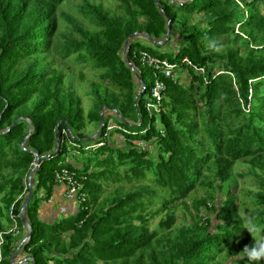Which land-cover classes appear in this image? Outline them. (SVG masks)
<instances>
[{
  "label": "trees",
  "instance_id": "trees-1",
  "mask_svg": "<svg viewBox=\"0 0 264 264\" xmlns=\"http://www.w3.org/2000/svg\"><path fill=\"white\" fill-rule=\"evenodd\" d=\"M63 1L0 0V231L12 224L10 208L24 230L18 212L38 156L24 211L32 234L22 246L33 264H264L244 255L256 236L243 227L239 198L230 190L235 174L251 176L250 221L264 224V0H120L118 12L85 0L80 17L62 11ZM166 16L170 34L159 45L148 37L164 38ZM135 31L148 36L130 38L123 55ZM164 45L170 55L154 47ZM141 51L178 64L175 80L157 72L165 89L152 116L145 105L154 71L140 61ZM185 57L203 71L182 63ZM63 61L80 67L79 78L84 68L97 73L80 89L92 99L87 113L78 78L63 71ZM136 74L145 89L135 99L142 89ZM103 105L102 132L87 140L86 123L97 132ZM18 117L28 120L12 124ZM109 123L114 127L106 133ZM74 150L79 165L65 158L76 156ZM240 162L248 170L235 173ZM61 167L86 177L87 198L75 215L43 224L39 202L49 198ZM109 181L118 185L103 195ZM123 181L135 182L124 189ZM197 187L206 195L193 199L190 222L175 226L176 205L188 209L185 199ZM214 193L225 197L216 202ZM203 207L213 217L201 214ZM157 212L165 215L150 227ZM12 243L5 234L1 252Z\"/></svg>",
  "mask_w": 264,
  "mask_h": 264
},
{
  "label": "rangeland",
  "instance_id": "rangeland-1",
  "mask_svg": "<svg viewBox=\"0 0 264 264\" xmlns=\"http://www.w3.org/2000/svg\"><path fill=\"white\" fill-rule=\"evenodd\" d=\"M91 2L94 3H101L105 8L109 9L110 11L114 12H118L120 8V0H90ZM85 2V0H64L63 3L61 4L60 8L62 9V11H64L65 13H68L70 15L76 16V17H80L81 14L79 13L80 7L81 5ZM246 2V1H245ZM241 4H244V0H240ZM259 7L261 8L262 3L259 2L258 3ZM179 9V8H178ZM158 51L160 52H165L167 55H170L172 53V49L168 46H154ZM125 54V52L123 51V55ZM65 63V61H63ZM65 69H63V71L65 73H73L76 78H78L75 81V84L77 86H79V93L82 95V105L84 108V113H87V110L90 108L91 103H92V99L90 94H82V92L80 91L87 88L89 86V82L92 80H97V73L94 72L91 69L88 68H84L81 71V74L83 75L82 78H79L78 73L80 71V67H78L75 64H72L68 61H66L65 64H63ZM143 72H144V80L146 82L147 85H150V82L152 81V75H151V71L149 68L144 67L143 68ZM177 74L179 75L178 71ZM104 106V105H103ZM106 110V109H104ZM109 112H105V117L109 118L112 117V115H108ZM109 121L112 122H116L117 118L115 116H113L112 118H109ZM85 130L86 132L90 133L91 135L95 134V127L93 126V124H89L86 123L85 126ZM117 135V133H115V131H113L111 133V138H114ZM94 141V140H93ZM69 152H71V150H69ZM75 150L73 152L74 155L76 156H66V160H70L72 157L75 159H78L77 161L81 162V157L80 154H75ZM72 154V153H71ZM248 170V166L245 163H237L234 167V171L235 173H244ZM234 179L235 181L232 182V185L230 186V190L234 193H236V195L238 196V204L241 205L240 208V215L243 221V224L247 223L250 221L251 217H252V213L249 212V210L252 208V203L250 202L249 198V194L247 193L248 190H253L255 188V183L253 182V179L251 176L245 175V176H238V175H234ZM133 182H126L123 181L121 182V184L124 186V189H127L129 187V184L134 183ZM146 183H149L148 181H145ZM143 183V182H141ZM118 185L117 182L115 181H109L108 183H104L103 184V188H104V193L103 195L107 194L108 192H112L114 191L115 187ZM212 191V190H211ZM215 192V191H214ZM3 194V191L0 192V196ZM38 195H40V192L37 193ZM215 194V200L216 202L221 198L223 199L225 197L224 193H214ZM206 195V192L204 190V188L202 187H197L196 190L190 192L189 196L186 197V203L189 205L188 209H184L183 205H176L175 208V226L184 224L185 221H189L190 222V214L189 211L194 214V210L192 209L191 203L193 201L194 198H199V197H203ZM159 203H156L155 205H153L151 207L152 210H155L156 207H158ZM209 205V204H208ZM207 215L213 217V213L211 211H208L207 209L205 210ZM204 207L201 209L200 213L203 214L204 212ZM165 215V212H157L155 215H153V217L150 220L149 226L153 227L159 220L161 217H163ZM245 230L247 231V229L245 228ZM256 236V239L259 237L264 236L263 231L260 233H252V236ZM228 264L231 263V261L227 262ZM99 264H104L103 262H99Z\"/></svg>",
  "mask_w": 264,
  "mask_h": 264
},
{
  "label": "built area",
  "instance_id": "built-area-1",
  "mask_svg": "<svg viewBox=\"0 0 264 264\" xmlns=\"http://www.w3.org/2000/svg\"><path fill=\"white\" fill-rule=\"evenodd\" d=\"M140 61L142 64L151 67L154 71V84L151 87L149 91V95L147 96L146 101V109L148 111V114L150 116L156 114L160 111L161 107V97H162V91L165 89L164 82L159 79L157 72H160L163 74L166 78H170L175 80L178 75L176 73L178 64L170 62L166 59H161L158 57H155L153 55H150L146 51H141L140 53ZM182 63H186L190 67H192L197 72H202L203 68L197 67L196 65H193L186 57L182 59ZM142 90L145 89V86H141ZM114 127V124L109 123L106 127V133L110 131ZM63 133L66 135H70L69 130H63ZM70 145L78 146V144L73 143L71 141H68ZM99 144H91L86 145V149H91L95 146H98ZM86 179V177L82 174H79L77 171L69 169L67 167H61L59 170L55 172V181L56 183H62L66 187L65 195L67 198L74 200L78 207L83 208V204L86 201L87 194L83 189V181ZM9 215L12 220L11 227L8 230L0 231V263L3 260V255L1 252V245L4 241V235L10 233L13 236H16L20 233V228L18 227L17 221L15 217L12 214V210L10 208ZM22 239V238H21Z\"/></svg>",
  "mask_w": 264,
  "mask_h": 264
},
{
  "label": "crops",
  "instance_id": "crops-1",
  "mask_svg": "<svg viewBox=\"0 0 264 264\" xmlns=\"http://www.w3.org/2000/svg\"><path fill=\"white\" fill-rule=\"evenodd\" d=\"M71 155V153H69ZM67 154L66 156H70ZM74 157V156H73ZM71 158L70 162L76 163L77 165L80 164L78 159ZM66 187L62 183H56L53 186L52 192L48 199L41 200L39 202V208L37 210L38 219L43 224H51L54 222H57L61 218L69 217L72 215H75L79 207L77 203L66 197L65 195ZM42 193V191H41ZM43 194V193H42ZM11 227L7 228V230ZM25 231L20 229V233L16 236L12 235V245L9 252H3V260L2 264H29L30 261L27 260V257H31L29 254H27L23 247L19 246L18 243L21 240V238L24 236ZM11 255H13L14 262L12 263L10 260Z\"/></svg>",
  "mask_w": 264,
  "mask_h": 264
},
{
  "label": "water",
  "instance_id": "water-1",
  "mask_svg": "<svg viewBox=\"0 0 264 264\" xmlns=\"http://www.w3.org/2000/svg\"><path fill=\"white\" fill-rule=\"evenodd\" d=\"M158 8L164 14V11H163V9L161 8L160 5H158ZM138 34H142L145 37L148 36L147 33L143 32V31L142 32L141 31H135L133 34L129 35L127 37L126 41L124 42L123 49H124V52L125 53H127V51H128L130 38H132L133 36H136ZM169 34H170V18L166 16V34H165L164 38L162 40H158V41L154 40L152 37H148V38H149L150 41H152L154 43H157L159 45H162V44H164L168 40ZM126 62L128 64V66L130 67V69L133 71L134 70L133 64H132V62L130 61V59L128 57L126 58ZM136 78H137L139 84H141V86H144V83H143L142 79L140 78V76L138 74H136ZM142 91L143 90L141 89L139 92L136 93L135 99L141 94ZM106 107L107 106L104 105L99 110V116H100V126H99V129L97 130V132L95 134L87 137L86 138L87 140L88 139H95V138H97L100 135V133L102 132V127L104 125L103 112H104V109H106ZM114 112L121 119L120 113L116 109H114ZM19 120H28V119L26 117H18L17 119H15L12 122V124H14L15 122H17ZM10 126H8L5 129V131H8L10 129ZM32 129H33L32 124L29 123V131H28L27 135L25 136V138L23 139V141L21 143L22 145L25 144V142L27 141L28 137L30 136V133H31ZM58 149H59V146L57 144L56 147H55V149H54V151H53V153L57 152ZM49 156H50V154L45 155V157H49ZM40 162H41V157H38L37 156L36 159H35V161H34V163H33V166L31 167V169H30V171L28 173V176H27L28 192H27V194H26V196H25V198H24V200L22 202V205L20 207V210L18 212V216L21 219V222H22V225H23V228H24V231H25L24 236L22 237V239L18 243V245L20 247L23 246L29 240V238H30V236L32 234L31 224H30L28 218L26 217L24 211H25V208H26V206H27V204H28V202L30 200V197L32 195V192H33V186H32L33 174H34V171H35L36 167H38V165L40 164ZM10 260H11L12 263L14 262L13 255H11ZM27 260L30 261L29 264H33V262H34V258L33 257H30V258L27 257L26 258V261Z\"/></svg>",
  "mask_w": 264,
  "mask_h": 264
},
{
  "label": "clouds",
  "instance_id": "clouds-1",
  "mask_svg": "<svg viewBox=\"0 0 264 264\" xmlns=\"http://www.w3.org/2000/svg\"><path fill=\"white\" fill-rule=\"evenodd\" d=\"M244 228L252 235V233H260L264 231V224L257 225L251 221L243 225ZM245 257L249 261L257 262L264 260V236L254 240L251 245L245 246L243 249Z\"/></svg>",
  "mask_w": 264,
  "mask_h": 264
}]
</instances>
